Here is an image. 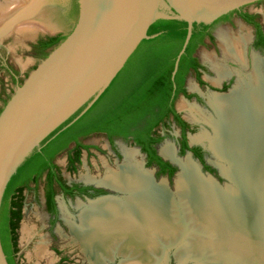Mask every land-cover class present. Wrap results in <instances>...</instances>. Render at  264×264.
Here are the masks:
<instances>
[{
    "label": "bare ground",
    "instance_id": "bare-ground-1",
    "mask_svg": "<svg viewBox=\"0 0 264 264\" xmlns=\"http://www.w3.org/2000/svg\"><path fill=\"white\" fill-rule=\"evenodd\" d=\"M31 3L33 7L24 11ZM42 5V0L0 2V35L15 17L26 15L43 16L39 23L44 21L53 30ZM13 7L16 13L11 15ZM27 26L22 25L21 30ZM248 36L220 37L223 54L239 63L243 72L230 93L215 95L211 101L216 118H204L214 135L204 133L192 141H208L223 163V174L243 186L251 198L239 199L236 185L219 190L210 178L202 177L199 163L189 157L177 160L174 147L167 145L162 155L177 160L180 168L172 191L166 180L157 184L153 170H146L131 150L117 170L96 181L126 197L90 202L93 204L82 207L79 226L68 219L90 264H109L116 256L122 258L121 264H163L167 249L174 248H179L178 264L190 260L195 264H263L264 58L255 54L252 69H248ZM215 69L220 79L230 72L223 65ZM23 231L26 237L28 230ZM188 232L192 235L186 240ZM36 255L49 260L45 243L38 246Z\"/></svg>",
    "mask_w": 264,
    "mask_h": 264
},
{
    "label": "water",
    "instance_id": "water-1",
    "mask_svg": "<svg viewBox=\"0 0 264 264\" xmlns=\"http://www.w3.org/2000/svg\"><path fill=\"white\" fill-rule=\"evenodd\" d=\"M262 1L78 0L79 18L72 32L21 85H17L0 113V211L7 186L20 166L77 113L82 110L62 130L74 124L96 103L142 42L156 37L148 35L153 24L161 19L188 22L187 37L172 73L174 80L190 43L194 22L211 24L223 16ZM32 7L31 3L23 10L29 11ZM18 17L12 22L13 28L10 26L12 30L22 22L20 17L17 20ZM50 25L53 27L50 30L52 33L58 32L56 25ZM186 157L194 161L191 152ZM197 163L201 172L203 166L199 161ZM218 170L221 178H227L236 185L235 180ZM153 172L155 178L156 169ZM213 175L210 173L208 178L217 184L219 190L230 187H222L216 175ZM163 180L168 183L170 178ZM236 187L239 192L235 193L239 199L245 195L251 198L243 186L237 184ZM108 197V194L103 195L89 203ZM0 264H9L1 237Z\"/></svg>",
    "mask_w": 264,
    "mask_h": 264
},
{
    "label": "rangeland",
    "instance_id": "rangeland-1",
    "mask_svg": "<svg viewBox=\"0 0 264 264\" xmlns=\"http://www.w3.org/2000/svg\"><path fill=\"white\" fill-rule=\"evenodd\" d=\"M68 1L69 0H43L44 12L48 15L50 23L57 26L58 32L52 33L50 31L52 30V28H48V26L43 25L44 21L42 24L39 23V21L42 19L43 16L42 17L40 16L30 17V15L29 16L26 15L25 17H20L22 18L21 19L22 22L20 23L21 25L19 24L20 27L17 26L13 30H12L13 28L12 26H11L12 28L7 27V30L5 29L2 32V35H0L1 36L0 43L4 45L3 47L7 51L11 64L17 70L20 71V78H21L22 83L27 79L29 74L42 61V60L41 61L36 60L32 57V53H31L32 44L35 43L40 36L57 35L58 33H63L65 35H68L70 33L71 31L70 24L66 22V20L63 19L62 17L63 14L66 13V9L69 6ZM0 2L4 3L5 0H0ZM15 7H18V5L16 4ZM15 7H13L12 10H9V13H11V15L16 13ZM245 10L246 12L256 14L261 21H264V1L247 6ZM30 22L31 23L34 22L33 25L31 24L30 26L29 25ZM22 25H25V26L28 25L29 27L27 26L26 30L25 29L21 30ZM214 29H215L214 35L216 38V44L209 45L208 47H205V48H201L199 51V55L201 56L203 60L206 61V63L209 65V68H210V73L208 76H205V78L211 82L212 80L214 81L218 80L219 78L218 73L214 71L216 68V65H220V66L223 65L224 67H226V69L230 71L229 76L233 74L234 69H238L241 67L240 69L241 71L240 70L238 71V73L239 72L240 73L239 74L237 73L238 78H239V75L243 72L242 66L239 63L238 64L240 66H238L237 64H234L231 61H228L232 59L225 57V55L223 54V49H221L222 50L221 52L220 47L222 45L220 43L221 42L220 37L221 36L231 37L232 39L234 38V36L236 38H240L243 35L248 36L252 34L253 32L252 28L246 25L238 17V15H234L231 17L229 21H223V22L218 23ZM222 54L224 55L226 59L222 56ZM211 55L213 56V59H211L212 58ZM261 56H263L264 58V53H262ZM223 58L225 60H223ZM252 63H253V59H252ZM248 69L250 70L252 69V67H250L249 65ZM232 79H233L232 84L231 86H229V89L227 91H217V90L215 91L209 90V92L202 91L201 94L204 97H206L205 99L207 100V102L204 103L203 105L199 106L195 103V101H190L188 103L182 98L179 99L176 103V107L182 113L183 117L186 119H190V122L197 127L194 133L189 134V139H190L191 144L192 145L197 144V145H201L205 147L208 153L206 160L209 163V165L212 168H214V170L216 171V176L215 175L213 176H215V178L219 180L221 186L224 188H225V185H229L230 187L234 185L232 182H229L227 178H221L219 176L218 169H220V171L222 172L220 164H223V163L218 160V158L214 155L213 151H212L213 153L210 151L211 150L210 143L205 140L204 141L201 140L198 142L192 141V140L193 138L200 136L204 133L209 134L210 136L214 135L213 128L204 118L205 116L208 118L209 117L216 118V113L214 109L212 108V110L214 111V115H213L212 111L210 110V106L208 105L210 103V100L208 101V97L214 92H216L214 93L215 95L216 94L226 95L230 93L231 90H233L234 87L236 86L237 84L236 81H238L237 76L228 78L229 82ZM16 87L17 86L14 85L11 76L5 70L0 69V110L4 108L5 104L14 94ZM188 87L190 91H194L196 89L195 81L193 78L189 79ZM218 87L221 88L220 85ZM183 103H188L189 105L191 106L193 105L194 107H196L197 105L200 107L201 110H203L207 114L203 113L200 110L198 112L197 111L193 112L192 109L182 110L181 108H182ZM177 131L178 130L175 127L171 130L169 138H167L165 141H163L160 144L159 151L160 149L162 150L165 146L171 145V144L175 145L178 148L177 140L179 139V137H178ZM84 143L85 145L90 147L91 150L89 151L85 150L83 152L82 164L78 166V171L76 173H72V174L68 172L65 173V177L68 181L85 182L87 184L96 185L98 187H103L106 189L107 186L99 184L96 181L100 180L101 178H104L105 175L108 173V171L117 170V168L126 161L127 154L130 153L131 150H133L131 152H136L137 154V151H135V148L132 147L130 143H126L123 141L116 142L115 147L118 153H115L112 147L110 146L109 142L107 141L106 137L100 134L92 135L86 138L84 140ZM66 154L67 153H62L57 158V162L62 166L64 170L66 166V163H65ZM186 156L187 155L185 156L179 155V157H181L182 160H185L186 158H188ZM136 159L137 161L141 163L143 162L142 165H144V162H145L144 155H142L141 153L137 154ZM176 159L178 158L176 157ZM181 159H178V160H181ZM195 161L197 162V160H194V162ZM144 168L149 171H152L155 169L154 167H151L148 169L146 166ZM178 172H179V169L177 171V174ZM177 174L173 177V179L169 180L167 184L168 187L170 186L169 188H171L172 191L176 190L175 189L176 188L175 178L177 179L176 177ZM201 174L204 177H209L210 175V173L205 172L204 170H201ZM155 178L157 180L156 183L158 184V183H161L162 180L166 178V176H157V173L155 172ZM107 188L112 189L109 187ZM108 189H106L107 191L106 195L107 194L109 195L107 199H113V198L120 199V198L126 197V194L116 193ZM78 202L79 201L67 202L61 197H58V201H57L58 216L54 219L47 211L42 187H40L38 190L35 189V190H32L26 193L23 220L21 222V225L18 231L19 244H20V255H21V259L23 260L24 264H90V261L87 259L86 255L84 254L82 250L81 244L75 239V236L72 234L70 230L68 219L72 220L74 223H76V225L78 224V226L81 225L80 214L82 210L80 211L78 207L80 205H83V206L92 205L93 203H89V202L88 203H82V202L78 203ZM74 217H76V219L78 217L79 220L76 221ZM25 228L28 230V235H26V237H24V231H23ZM191 235H190V232H188L186 236V240L189 239ZM41 243L46 244L47 253L50 256L49 258L50 261L47 258H39L36 255V250L38 249V246ZM178 249L177 248L167 249L166 257L167 256L168 257L166 258L167 259L166 262H164L163 264H178L177 259H176V253ZM121 261H122V258L120 256H116V258L113 261L109 262V264H121ZM262 263L264 264V260H262ZM184 264H195V262L190 260Z\"/></svg>",
    "mask_w": 264,
    "mask_h": 264
},
{
    "label": "trees",
    "instance_id": "trees-1",
    "mask_svg": "<svg viewBox=\"0 0 264 264\" xmlns=\"http://www.w3.org/2000/svg\"><path fill=\"white\" fill-rule=\"evenodd\" d=\"M68 5L66 13L62 17L70 24L71 33L78 21L80 9L78 0H69ZM239 14L248 22H254L255 15L247 12L242 13L241 11ZM212 24L204 22L193 23L190 43L181 58L178 72L173 80L172 73L175 68V62L187 37L188 22L182 19L158 20L150 27L148 32V35H156V37L142 42L125 68L96 103L74 124L62 130L82 110L77 113L69 122L47 138L42 143L41 149H36L20 166L7 186L0 211L1 243L9 264L20 263L15 261V255L9 244L5 226L4 209L7 199L14 193L13 196L20 198L14 204L21 209L23 206L22 192L25 188H29L27 178L33 173H37L36 178L32 181V184L36 185L42 170L49 165V163H46L52 157L66 150L70 142L77 143V148L74 151L76 153L75 157L70 160L72 172H75L77 165L80 164L83 150L90 149V147L82 145L79 142V138L95 133H105L110 139L114 137H122L126 140L133 139L144 148V152L149 154L148 167L153 166V161H157L163 169L160 174H163L164 170L169 167L171 168L168 172L169 177L172 178L175 175L176 168L164 163L160 157H155L149 147L150 144L161 141L158 138H154L153 135L155 134V129L164 122L165 118L169 115H175L179 119V114L176 113L173 106L176 100V93L181 90L183 84V74L188 67L187 61L190 60L196 48V42L202 39L206 29L210 28ZM257 28L260 30V25ZM259 34H261L260 31ZM68 35L50 37L46 47L49 48V51L43 54L42 60L46 59L50 52L60 45ZM260 45L264 46V40ZM193 64V62L190 63V65ZM181 124L185 128L186 123L181 122ZM183 144V154L188 150L194 151V153L197 151L196 148H188L186 139H184ZM197 155L199 156L198 153ZM206 170L212 174L216 173L211 167H206ZM48 210L50 212L56 211L52 191H49L48 195ZM18 216L20 220L22 217L20 212H18Z\"/></svg>",
    "mask_w": 264,
    "mask_h": 264
},
{
    "label": "flooded vegetation",
    "instance_id": "flooded-vegetation-1",
    "mask_svg": "<svg viewBox=\"0 0 264 264\" xmlns=\"http://www.w3.org/2000/svg\"><path fill=\"white\" fill-rule=\"evenodd\" d=\"M245 8L246 7L242 8L241 10H238V12H232L226 16H223L222 18L218 19L217 21H215L211 25L210 28L206 29V32L203 34L202 39L200 41L196 42V44H195L196 48H195L194 52L192 53L190 60L187 61L188 67L186 69V72L183 74L184 80H183V84L181 86V90L176 93V100H175V103L173 106L176 113L179 114V119H177L175 117V115H169L167 118H165L164 122H162L157 127V129H155V134L153 135V137L156 139L158 138L161 141H159L158 143L150 144L149 148L151 149V152L154 154L155 157H160L164 163H168L172 167L176 168V173L179 169V166L176 164L177 160L181 159V157H179V155L185 156L189 152H191L193 154L194 160H197L202 164L203 170L205 172H208V170H206V167H211L206 160L208 153H207L205 147H203L201 145H197V144L196 145L191 144L190 139H189V134L194 133L196 131L197 127L190 122V119H186L183 117L182 113L176 107L177 101L182 98L183 100H185L188 103L190 101H195V103L197 105H199V106L203 105L204 103L207 102V100L205 99L206 97H204L201 94L202 91H207V92H209V90L227 91L229 89V86H231L232 81H233V79H232L229 82L228 78L233 77V76H237V79H238L237 73L241 69V67L238 69H234L233 70L234 72L231 76L228 75V76L223 77L221 79L218 78V80H216V81L212 80V82H211L205 78V76L209 75L210 68H209V65L206 63V61L203 60L201 58V56L199 55V51L201 48H205V47H208L209 45H215L216 44V38L214 35L215 26L220 22L229 21L231 19V17L234 15H238V17L246 25L251 27L252 31H253L252 34L249 35L250 39H249V43L247 45V50H246L247 51L246 56H247L250 67H252V59H253V56L255 54H256V56L263 58V56H261V54L264 53V46L260 45V43H262L264 40V21H261L256 14L249 13V12H247V13L255 15L253 23L248 22L247 20L242 18L239 13H240V11L242 13H246ZM258 25H260V30H258V28H257ZM259 31L261 32V34H259ZM57 35L65 36V34H63V33H58ZM57 35L40 36L38 38V40L35 43H33L31 46L32 57L36 60L41 61L43 54H46L49 51V48H46V47H47V43H49V41H50V37L57 36ZM3 46L4 45L0 43V69L5 70L11 76L12 81H13L15 86L21 85L22 82H21V78H20V71L17 70L11 64V62L9 60V56L7 54V51L4 49ZM220 50H221V47H220ZM221 52H222V50H221ZM222 56H223V54H222ZM211 57H212L211 59H213L212 55H211ZM223 60H225V59L223 58ZM190 61L193 62L194 64L190 65V63H191ZM228 61H231L234 64H237L238 66H240L236 61H233V60H228ZM242 69H243V67H242ZM231 70H232V68H231ZM218 77H219V74H218ZM190 78H193L195 81V86H196L195 88L196 89L194 91H190V89L188 87ZM216 85H218V86L220 85L221 88L216 86ZM214 93H216V92H214ZM214 93L211 94L210 96L208 95L209 96L208 101L210 99V103H211V101L215 95ZM188 103H183L181 109L182 110L192 109L193 112L194 111L198 112L200 110L203 113H205L203 110L200 109L199 106L196 105V107H194L193 105L191 106ZM210 103L208 105L210 106V110L212 111V114L214 115V111L212 110V107H211L212 105H210ZM1 111L2 110H0V112ZM205 114H207V113H205ZM181 122L186 123L185 128L182 126ZM174 127L177 128V130H178L177 131L178 137H179V139L177 140L178 148L173 144H171V145H173V147L175 149V157L178 158L177 160H172L170 158L167 159L162 155L161 149L159 151L160 144L163 141H165L167 138H169L170 132ZM97 134L104 135L106 137L107 141L109 142L110 146L112 147V149L114 150L115 153H118V151H116V147H115L117 141H123L126 143H130L131 146L134 147L135 150L137 151V154L141 153L142 155H144V157H145L144 165L147 168L154 167L156 169L157 176L169 177L168 172L170 171L171 168L167 167V170L165 169L164 170L165 172L163 174H160V173H162L163 169L158 164L157 161H153V166L148 167V161H150L149 154L147 152H144V148L141 145H138L133 139L126 140L122 137H114L113 139H110L105 133H95V134H91L90 136L97 135ZM90 136H87L84 138L80 137L79 142L82 145L87 146V145H85L84 140ZM184 139H186V144L188 145L189 149L196 148L197 151H195V153H194V151L188 150L183 154ZM76 148H77V143L70 142L69 146L66 150H64L60 154L52 157L51 160L46 163V164L49 163V165L47 168L44 167V169L42 170L40 179L38 182L36 181L37 182L36 185L32 184V181H34L33 179L36 178L37 173H33L29 178H27L29 188H25V190L22 192L21 197H23V200H22L23 206L21 209H19V207L16 204H14L15 201L20 199L19 197L13 196L14 193L8 197L6 204H5V209H4L5 210L4 221H5V226H6L7 233H8L9 244L11 246L12 251L14 252L16 262H18L20 264H24L23 260L21 259V255H20V244H19L18 231H19V227L21 225V222L23 220L25 195L27 192H30V191L35 190V189L38 190L40 187H42L47 211L49 212V214L54 219L58 216V205H57L58 197H61L62 199H64L67 202L79 201L78 203H80V202L88 203L90 200H94L100 196L106 195L107 191L103 187H98L96 185L87 184L85 182L68 181L66 179L65 173H67V172L70 174L76 173L78 171V166L82 164L83 152L85 150H83V152H82L81 159H80L81 161H80V164L77 165L76 171L75 172L71 171L70 160L73 157H75L76 153L74 151L76 150ZM89 150H91V148ZM89 150H87V151H89ZM62 153H67L66 154V162H65L66 163L65 170L57 162L58 156L61 155ZM197 153L199 154V156L197 155ZM213 174L216 175V173H213ZM173 177L172 178L169 177L170 180L173 179ZM20 186H23V185H20ZM49 191H52V193L54 194V201L56 204V211H54V212H50L48 210ZM84 206L81 205V207L79 206L78 209L81 211L82 207H84ZM18 212H20L22 215L20 220H19ZM74 219L76 221L79 220L78 217H77V219H76V217H74ZM15 227H17V228H15Z\"/></svg>",
    "mask_w": 264,
    "mask_h": 264
}]
</instances>
